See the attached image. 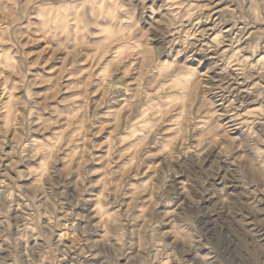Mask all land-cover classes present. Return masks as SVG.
<instances>
[{"label":"rangeland","instance_id":"rangeland-1","mask_svg":"<svg viewBox=\"0 0 264 264\" xmlns=\"http://www.w3.org/2000/svg\"><path fill=\"white\" fill-rule=\"evenodd\" d=\"M0 264H264V0H0Z\"/></svg>","mask_w":264,"mask_h":264}]
</instances>
